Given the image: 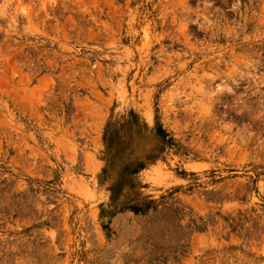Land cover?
<instances>
[{
	"label": "rangeland",
	"instance_id": "rangeland-1",
	"mask_svg": "<svg viewBox=\"0 0 264 264\" xmlns=\"http://www.w3.org/2000/svg\"><path fill=\"white\" fill-rule=\"evenodd\" d=\"M0 264H264V0H0Z\"/></svg>",
	"mask_w": 264,
	"mask_h": 264
}]
</instances>
